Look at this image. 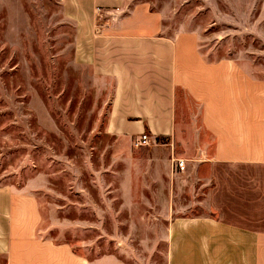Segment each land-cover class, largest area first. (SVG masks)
I'll return each mask as SVG.
<instances>
[{
    "label": "rangeland",
    "instance_id": "374dc122",
    "mask_svg": "<svg viewBox=\"0 0 264 264\" xmlns=\"http://www.w3.org/2000/svg\"><path fill=\"white\" fill-rule=\"evenodd\" d=\"M145 1L163 13L168 34L196 33L208 79H235L234 93L236 79H257L255 98L264 108V0ZM107 7L96 9L98 29L130 12V5ZM73 15L58 0H0V251L9 215L21 213L38 222L41 237L90 259L116 254L120 264H197L171 257L170 220L150 208L141 226L140 212L123 207V189L142 180L124 177L125 154L105 131L110 96L78 65ZM209 103L220 107L219 100ZM235 104L230 97V109ZM184 215L204 212L175 218Z\"/></svg>",
    "mask_w": 264,
    "mask_h": 264
},
{
    "label": "crops",
    "instance_id": "0c3cea01",
    "mask_svg": "<svg viewBox=\"0 0 264 264\" xmlns=\"http://www.w3.org/2000/svg\"><path fill=\"white\" fill-rule=\"evenodd\" d=\"M58 2L76 13L69 18L77 20L79 67L110 96L105 131L125 154L124 177L142 180L123 189L125 210H138L141 226L149 222L150 208L170 220L173 259L264 264V108L255 98L260 82L236 79L234 93L229 84L235 79H208L196 33L168 34L163 13L145 0ZM115 2L130 5V12L108 17L98 29L96 9ZM230 97H236L231 109ZM212 100L220 107L210 108ZM210 115L217 122H208ZM175 159L189 161L185 173L173 171ZM193 209L204 216L175 218ZM37 223L9 215L0 251L6 264H120L116 254L90 259L69 244L44 239Z\"/></svg>",
    "mask_w": 264,
    "mask_h": 264
},
{
    "label": "built area",
    "instance_id": "2783aa9c",
    "mask_svg": "<svg viewBox=\"0 0 264 264\" xmlns=\"http://www.w3.org/2000/svg\"><path fill=\"white\" fill-rule=\"evenodd\" d=\"M101 11L100 9L98 10ZM142 143L145 146H148L150 144V139L147 135H144L142 137ZM189 161L187 159H175L173 162V171L175 173H185L188 168Z\"/></svg>",
    "mask_w": 264,
    "mask_h": 264
}]
</instances>
